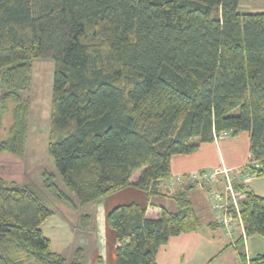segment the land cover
<instances>
[{
	"label": "trees",
	"instance_id": "16d2710c",
	"mask_svg": "<svg viewBox=\"0 0 264 264\" xmlns=\"http://www.w3.org/2000/svg\"><path fill=\"white\" fill-rule=\"evenodd\" d=\"M240 3L0 0V125L12 118L0 153L23 156L29 102L22 93L33 61L51 59L47 152L65 188L49 172L40 184L0 177V264H87L94 205L130 186L145 191L150 206L168 196L176 209L161 206L155 218L136 203L110 210L115 264H156L170 238L201 229L182 189L191 185L172 193L161 186L172 157L223 132L248 134L244 169L264 178V11L244 12ZM245 184L234 183L245 192V235L264 238V196ZM54 215L82 240L69 255L52 250L41 229ZM249 264H264V254Z\"/></svg>",
	"mask_w": 264,
	"mask_h": 264
},
{
	"label": "crops",
	"instance_id": "0c3cea01",
	"mask_svg": "<svg viewBox=\"0 0 264 264\" xmlns=\"http://www.w3.org/2000/svg\"><path fill=\"white\" fill-rule=\"evenodd\" d=\"M241 134L246 135L240 137V141H247L249 147L248 134L240 133V136H242ZM227 138L220 139V145L218 143L202 144L191 155L172 157L171 175L211 170L221 163L232 169L243 167L249 159L248 148L244 158L240 157L239 160H234L229 153L230 149L223 153L221 148L222 146L235 145L232 143L233 141L228 142L229 145L225 144L227 141L224 140H228ZM235 140L237 139L235 138ZM139 175L140 171H136L131 181L134 182ZM245 186L246 190L264 196V178H255ZM191 187L182 189H186V194L200 219L201 229L197 232L170 238L165 246L158 249L156 264H249L251 258L264 254V238L247 235L243 238L238 223H236L232 235H226L219 226L214 224L212 209L207 198L209 186H205L203 189L193 185ZM149 201L145 191L130 186L99 200L94 205L95 243L87 264H115L116 235L106 224V215L114 207L136 203L145 208L146 215L150 218L158 216L161 206L170 211L176 209L175 204L168 196L151 201L153 206L148 204ZM62 222L64 221L62 220ZM64 223L66 224V222Z\"/></svg>",
	"mask_w": 264,
	"mask_h": 264
},
{
	"label": "rangeland",
	"instance_id": "374dc122",
	"mask_svg": "<svg viewBox=\"0 0 264 264\" xmlns=\"http://www.w3.org/2000/svg\"><path fill=\"white\" fill-rule=\"evenodd\" d=\"M240 9L244 12L264 11V0H241ZM53 73L54 64L51 59H35L33 61L29 88L22 93V97L29 102L24 154L21 157H16L10 153H0V177L19 184H40L41 175L44 172H49L56 176V183L64 190L61 179L47 152ZM11 122L10 113L2 117L0 140L6 138L7 128ZM241 135L229 136L228 140H224L227 141L225 144L233 141L232 143L235 145L221 147L223 153L230 149L229 153L234 160H239L240 157L244 158L247 153L248 142L240 141V137H245L246 134ZM219 142H217L218 145L221 143ZM56 206L61 211L66 208L60 204L57 205V203ZM63 219L59 215H54L41 226V229L44 236L51 241L52 250L69 255L73 247L81 244L82 240L77 237L78 234L67 223H64L65 221L62 222Z\"/></svg>",
	"mask_w": 264,
	"mask_h": 264
},
{
	"label": "built area",
	"instance_id": "2783aa9c",
	"mask_svg": "<svg viewBox=\"0 0 264 264\" xmlns=\"http://www.w3.org/2000/svg\"><path fill=\"white\" fill-rule=\"evenodd\" d=\"M227 137L223 132L215 137L214 143ZM254 178L250 170L241 168H229L223 163L211 170L194 171L186 174L170 175L161 183L164 190L172 193L175 188L186 185H194L199 188L209 186L207 198L212 209L214 223H216L226 235H232L238 223L245 238L243 223L241 220L240 203L245 198V192L235 188L234 183H248Z\"/></svg>",
	"mask_w": 264,
	"mask_h": 264
}]
</instances>
